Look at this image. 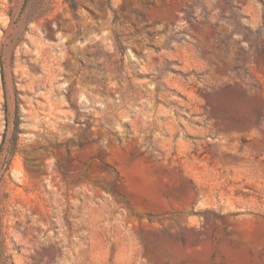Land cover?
<instances>
[{
    "label": "rangeland",
    "instance_id": "rangeland-1",
    "mask_svg": "<svg viewBox=\"0 0 264 264\" xmlns=\"http://www.w3.org/2000/svg\"><path fill=\"white\" fill-rule=\"evenodd\" d=\"M76 4L0 0V264H264V0Z\"/></svg>",
    "mask_w": 264,
    "mask_h": 264
},
{
    "label": "trees",
    "instance_id": "trees-1",
    "mask_svg": "<svg viewBox=\"0 0 264 264\" xmlns=\"http://www.w3.org/2000/svg\"><path fill=\"white\" fill-rule=\"evenodd\" d=\"M66 3L69 4L70 8L72 10L77 8L76 0H64ZM0 66H1V60H0ZM18 130V122H14V132L16 133Z\"/></svg>",
    "mask_w": 264,
    "mask_h": 264
}]
</instances>
